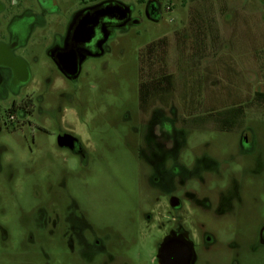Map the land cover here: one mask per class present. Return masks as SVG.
<instances>
[{
    "label": "rangeland",
    "instance_id": "rangeland-1",
    "mask_svg": "<svg viewBox=\"0 0 264 264\" xmlns=\"http://www.w3.org/2000/svg\"><path fill=\"white\" fill-rule=\"evenodd\" d=\"M146 1L137 0L139 8ZM161 1L159 21L145 18L122 32L102 67L89 63L70 111L86 164L62 151L54 160L30 151L27 132L0 135L8 149L0 170V264H102L106 234L105 264H138L137 257L151 256L137 232L152 203L146 235L161 238L168 220L179 222L199 243L195 264H264V102L256 98L264 91V0ZM164 36L167 54L149 60L150 73H173L175 92L145 113L139 55L146 59L147 44ZM235 105L244 106L245 118L232 130L204 118ZM168 126L179 142L171 154L151 136ZM244 134L251 150L242 145ZM147 158L159 162L165 184H151L159 172ZM175 166L181 172L171 176ZM173 193L181 210L169 206ZM206 198L223 213L207 209ZM68 219L81 229L71 239ZM206 227L214 239L209 246Z\"/></svg>",
    "mask_w": 264,
    "mask_h": 264
},
{
    "label": "flooded vegetation",
    "instance_id": "flooded-vegetation-1",
    "mask_svg": "<svg viewBox=\"0 0 264 264\" xmlns=\"http://www.w3.org/2000/svg\"><path fill=\"white\" fill-rule=\"evenodd\" d=\"M163 14L161 0H147L142 8L137 0H0V135L7 138L24 135L27 138V132L31 135V139L25 140L30 151L36 150L52 160L62 151L69 155L68 161L73 155L86 164L85 146L76 134V117L70 111L75 110L76 93L85 87L82 81L89 76V63L98 61L102 67V57L109 53L114 40H120L122 32H133L145 18L159 21ZM151 136L166 153L178 150V135L171 126L166 132L151 133ZM241 142L246 150L252 149L247 134L242 136ZM7 151L6 143L2 141L0 170L3 154ZM147 160L159 172L151 184H165L166 174L159 169V162ZM180 172V166L169 168L171 176ZM173 197L179 199L177 207L172 205ZM152 204L141 213L137 232L138 241L144 243L141 248H146L143 251L151 252V256L143 252V257L136 256L137 263L160 264L158 251L167 236H184L191 241L197 258L199 243L179 222L168 220L172 225L161 238L146 235L145 227L152 218L148 212ZM204 205L211 208L213 214L223 213L216 211L208 198ZM169 206L174 211L181 210L183 201L173 193L169 196ZM65 227L67 239L81 231L73 219H68ZM202 236L206 245L214 242L207 227ZM156 237L157 244L152 242ZM261 237L264 243V228ZM110 239L108 234L102 239V264L107 261ZM98 243L100 246L101 242ZM73 247L71 245L70 251ZM125 257L128 258L125 261L132 259L129 255Z\"/></svg>",
    "mask_w": 264,
    "mask_h": 264
},
{
    "label": "trees",
    "instance_id": "trees-1",
    "mask_svg": "<svg viewBox=\"0 0 264 264\" xmlns=\"http://www.w3.org/2000/svg\"><path fill=\"white\" fill-rule=\"evenodd\" d=\"M179 31H176V35ZM167 36L151 41L145 47L146 59L143 52L139 55V106L142 110L147 111L156 101H161L164 104L168 103L175 92V75L173 73L152 72V66L149 65V60H152L158 54L165 57L168 49ZM151 58V59H150ZM145 62V73H143V63ZM147 71V72H146ZM256 98L264 102V91H257ZM245 110L242 105L231 106L230 108L211 111L207 113L205 119L212 120L216 126L222 129L232 130L239 124V120L245 118ZM203 118V117H202Z\"/></svg>",
    "mask_w": 264,
    "mask_h": 264
},
{
    "label": "water",
    "instance_id": "water-1",
    "mask_svg": "<svg viewBox=\"0 0 264 264\" xmlns=\"http://www.w3.org/2000/svg\"><path fill=\"white\" fill-rule=\"evenodd\" d=\"M177 200L179 202L177 197L172 198V205L175 207L178 206ZM195 259L194 244L184 236L165 237L158 251L160 264H194Z\"/></svg>",
    "mask_w": 264,
    "mask_h": 264
}]
</instances>
